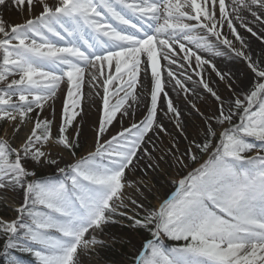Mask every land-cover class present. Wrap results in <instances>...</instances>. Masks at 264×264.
Returning <instances> with one entry per match:
<instances>
[{
    "label": "snow or ice",
    "instance_id": "obj_1",
    "mask_svg": "<svg viewBox=\"0 0 264 264\" xmlns=\"http://www.w3.org/2000/svg\"><path fill=\"white\" fill-rule=\"evenodd\" d=\"M202 53L241 60L249 83ZM85 85L101 108L78 155ZM9 201L7 264H23L13 250L30 264H88L116 224L147 234L127 264H264V0H0V202Z\"/></svg>",
    "mask_w": 264,
    "mask_h": 264
},
{
    "label": "rangeland",
    "instance_id": "obj_2",
    "mask_svg": "<svg viewBox=\"0 0 264 264\" xmlns=\"http://www.w3.org/2000/svg\"><path fill=\"white\" fill-rule=\"evenodd\" d=\"M7 19H10L13 22H22L23 17H20L16 14H11L7 17ZM225 62L229 64H235L238 68L241 66L239 65L242 61L239 59H229L228 57H223ZM249 82H246L243 86H246ZM86 87V85H85ZM209 104V103H208ZM192 112V111H189ZM44 116L45 113H43ZM194 118L198 119V122H195L199 124L200 117L197 116L195 113H192L190 115ZM49 119L52 118L51 111L50 115L47 116ZM60 119V116L58 117ZM57 122V121H56ZM59 122V121H58ZM57 122V123H58ZM127 121H125L124 126H128ZM193 123L190 122L189 125ZM172 130V128H169ZM27 131V129H25ZM71 131V130H70ZM24 133H21V136H23ZM81 140L83 142V147L78 152L79 154H83L84 148L88 146L87 142L84 140V138L81 136ZM19 143V140H17L16 144L14 146H17ZM43 174H50L55 171V169H44L41 170ZM171 190V184L170 182H166L163 187L158 186L157 192L155 196L151 199V203L153 205H156L158 203L156 196L164 197V195ZM15 207V202L9 201L7 204L0 202V216H4L6 218H14L15 212L12 210ZM107 235L101 236V239H104L107 243V246L104 248H99L96 253L92 254L91 259L88 261V264H127L128 258L130 257L133 248L135 246H138L144 237L147 236L146 233H140L133 229H130L128 227H123L120 224L113 225L106 230ZM112 237H115L116 239L113 240ZM14 255H16L19 259L23 261V264H30V261H32V257L27 253H20L13 250ZM8 257L3 254V241L0 240V264H7Z\"/></svg>",
    "mask_w": 264,
    "mask_h": 264
},
{
    "label": "bare ground",
    "instance_id": "obj_3",
    "mask_svg": "<svg viewBox=\"0 0 264 264\" xmlns=\"http://www.w3.org/2000/svg\"><path fill=\"white\" fill-rule=\"evenodd\" d=\"M252 42H253V46L256 49H259L261 47L260 42L256 41L254 38H253ZM202 55H204L205 58L212 59L213 62L217 65V67H219L223 70H231L232 72H234L236 74L237 79L242 82V86L246 82H249V78L251 77V73L247 70L244 62H241L239 64L241 67L238 68L235 64H229V63L225 62L223 57H215L214 58L207 53H202ZM209 71H211V70L209 69ZM212 79L216 80V77L214 74L212 75ZM220 88H221L222 93L226 91L224 89L223 85H221ZM167 91L169 92V95L173 99L175 105L179 109H181L182 112L186 113L184 119L188 122V124L192 121L198 122L197 118H194L190 115H187V113H189V111H192V110H191L189 104L187 103V101L185 100L184 94L179 93V95H178L177 92H173L171 85H168ZM90 92H91V90L86 85V87H84V89H83V98L81 100L80 108L77 109V111H81V109H82L81 116L77 117V121L79 122V126L82 129L81 136L87 142L88 146L91 144V142L94 139L95 128L98 125V121H99V115H100L99 109L101 108L100 97L96 96L94 94V92H92V94L90 95ZM188 99L197 102L198 104H200V106L202 108L205 106L199 100H197V98H195V97L189 96ZM212 102L213 101H212L211 97H208L207 98V104L208 103L211 104ZM62 106H63V95H61V98L56 101V105H55V107H56V121L57 122L59 121L58 117L60 116V111L62 109ZM50 111L51 110L49 109L48 111L44 112L45 115H47V116L50 115ZM137 118H139V114H138ZM165 124L169 128L173 127V125L167 120H165ZM118 128H119V125H117V130H118Z\"/></svg>",
    "mask_w": 264,
    "mask_h": 264
}]
</instances>
